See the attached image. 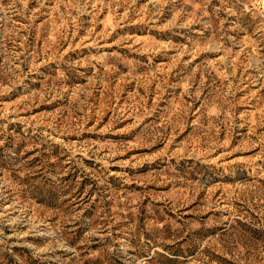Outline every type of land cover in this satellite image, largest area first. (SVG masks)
Returning a JSON list of instances; mask_svg holds the SVG:
<instances>
[{"label":"rangeland","instance_id":"obj_1","mask_svg":"<svg viewBox=\"0 0 264 264\" xmlns=\"http://www.w3.org/2000/svg\"><path fill=\"white\" fill-rule=\"evenodd\" d=\"M0 264H264V0H0Z\"/></svg>","mask_w":264,"mask_h":264}]
</instances>
